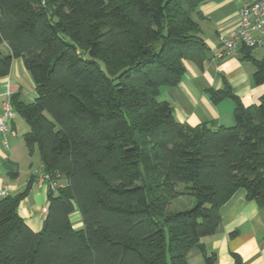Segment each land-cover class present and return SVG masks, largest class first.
I'll list each match as a JSON object with an SVG mask.
<instances>
[{
	"label": "trees",
	"instance_id": "trees-1",
	"mask_svg": "<svg viewBox=\"0 0 264 264\" xmlns=\"http://www.w3.org/2000/svg\"><path fill=\"white\" fill-rule=\"evenodd\" d=\"M214 0H0V79L21 59L37 94L13 110L47 182L40 231L19 217L24 190L0 199V264H188L238 190L264 207V93L246 106L226 81L207 90L234 103L232 127L178 122L160 99L185 62L200 70L201 3ZM264 86V55L241 47ZM183 185V188H180ZM188 210L168 206L181 195ZM78 213L81 229L71 215Z\"/></svg>",
	"mask_w": 264,
	"mask_h": 264
},
{
	"label": "crops",
	"instance_id": "crops-1",
	"mask_svg": "<svg viewBox=\"0 0 264 264\" xmlns=\"http://www.w3.org/2000/svg\"><path fill=\"white\" fill-rule=\"evenodd\" d=\"M238 8L239 4L234 0L200 4L202 18L198 24L206 45L203 67L200 70L185 62L186 72L182 80L172 88H163L160 93V99L172 106L178 122L191 127L206 124L211 130L232 127L233 101L224 100L213 105L207 93V90L221 89L223 81L246 106L257 104L264 93V86L252 85V63L243 62L238 56L214 57L215 53L222 51L219 39L227 38L234 29ZM261 49L253 51L255 59L264 55L263 52L257 58ZM15 94L27 104L37 98L34 84L21 59H13L9 74L0 79V115L3 103ZM14 113L8 124L14 134L0 136V191L5 190L6 196H13L24 190L31 177H36L30 194L19 203L17 212L30 230L38 232L44 219L41 210L47 207V188L37 181L38 174L42 172L38 153L36 150L30 153L23 139L29 128ZM70 220L74 229H81L78 213L71 215ZM201 243L205 254L214 257L213 264H264V207L246 200L244 191L238 190L220 208V222L215 233L203 238ZM187 260L188 264H205L198 249L191 250Z\"/></svg>",
	"mask_w": 264,
	"mask_h": 264
},
{
	"label": "built area",
	"instance_id": "built-area-1",
	"mask_svg": "<svg viewBox=\"0 0 264 264\" xmlns=\"http://www.w3.org/2000/svg\"><path fill=\"white\" fill-rule=\"evenodd\" d=\"M239 4L237 11V19L234 29L227 38L219 39L221 52L215 53L216 59L224 56H237L238 50L245 47L251 50H257L264 47V0H234ZM15 113L8 98L2 105V113L0 115V136L4 137L10 131L9 122L14 118ZM5 147L6 144L3 142ZM49 176L40 172L38 174V184L47 188ZM58 185L54 182L49 183L50 189H55ZM6 196V191H0V198ZM45 215L46 208L41 210Z\"/></svg>",
	"mask_w": 264,
	"mask_h": 264
},
{
	"label": "rangeland",
	"instance_id": "rangeland-1",
	"mask_svg": "<svg viewBox=\"0 0 264 264\" xmlns=\"http://www.w3.org/2000/svg\"><path fill=\"white\" fill-rule=\"evenodd\" d=\"M263 52H264V48L259 51L257 58H259V56H261ZM180 188L182 189L183 185H180ZM192 204H194L193 197L184 194L181 195L179 198L172 200L168 206V210L172 212L188 210L193 206Z\"/></svg>",
	"mask_w": 264,
	"mask_h": 264
}]
</instances>
